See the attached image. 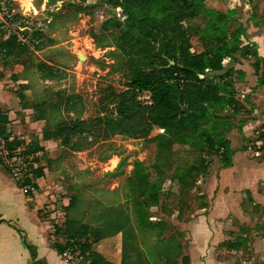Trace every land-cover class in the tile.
I'll return each mask as SVG.
<instances>
[{"label": "rangeland", "instance_id": "374dc122", "mask_svg": "<svg viewBox=\"0 0 264 264\" xmlns=\"http://www.w3.org/2000/svg\"><path fill=\"white\" fill-rule=\"evenodd\" d=\"M19 1L18 12L31 24L39 44L25 54L0 53V112L10 118V134L42 148L29 156L22 154L26 146L18 150L13 162L19 179L37 157L35 165L45 168L44 177L39 178L42 187L73 204L60 215L61 223L68 217L88 227L89 240H94L95 233L101 236L92 245L93 252L99 243L108 241L120 264H177L178 244L183 239L180 223L206 212L211 182H218L220 174L222 178L230 175L209 150L208 138L216 133L228 138L240 152V165L264 161V141L257 140L264 134V123L246 140H241L239 132L247 120L264 121L262 102L255 103L252 97L259 85L252 89L254 82L244 81L235 71L225 76L232 65L225 58L221 72L198 75L216 84L223 98L214 106L198 105L201 112L207 108L196 122L198 128L178 136L156 127L141 138L116 131L96 140L90 135L93 141L81 139L78 151L70 150L64 129L79 120L97 134V120L114 116V95L124 91L132 78L119 40L126 15L115 0ZM205 6L223 13L229 10L226 0H206ZM226 18V35L210 33L217 20L208 10L186 19L182 24L191 45L189 54H210L228 40L238 25L234 14ZM8 37L0 30V42ZM245 48L254 53L252 46ZM17 95L23 97L21 103ZM231 99L229 106L226 100ZM36 121H41L39 132L33 126ZM249 152L256 154L249 156ZM2 167L13 179L5 161ZM262 192L264 184L259 186ZM116 219L124 224L121 231L111 225ZM87 259L76 264H87Z\"/></svg>", "mask_w": 264, "mask_h": 264}, {"label": "trees", "instance_id": "16d2710c", "mask_svg": "<svg viewBox=\"0 0 264 264\" xmlns=\"http://www.w3.org/2000/svg\"><path fill=\"white\" fill-rule=\"evenodd\" d=\"M115 1L126 15L125 22L120 25L119 40L123 45L121 49L126 55V64L132 70V78L126 84L124 91L114 95V116L111 113L110 116L97 120L95 124L99 129L97 134H94L92 129H88L86 122L79 120L71 122L70 126L64 129L65 144L73 151H78L81 139L87 140V137H90L93 141L90 135L96 140L116 131L130 138H141L146 136L152 127H156L171 136H178L198 128L196 122L207 113V108L201 112L197 108L198 105L214 106L217 102L223 101V98L217 94L220 88L212 82L206 83L199 79L198 75L206 71L221 72L222 61L225 58L232 59L236 54L242 56L247 54L246 46H242L240 42V37L244 33L242 27L228 34V40H223L222 44L214 48L210 54H189L191 45L182 23L198 12L208 10L217 20L211 27L210 33L216 35L221 32L226 35L224 29L226 16L233 15V10H226L223 13L221 10L206 8V0ZM28 51V48L17 43L13 36L0 42V53L5 55L25 54ZM171 61L173 64H170ZM232 71L234 70L230 68L225 76H229ZM172 80L175 82H171ZM263 84V79L258 81L259 86ZM141 92L150 93V106H141L139 103L137 97ZM17 98L21 103L23 97L17 95ZM226 103L231 106L233 100H226ZM9 123L7 114L0 112V139L4 141L3 149L10 153L7 158L13 157L22 146H26L22 153L24 156L42 150L37 143L25 144L23 139L10 134L7 129ZM257 140H264V134L257 136ZM208 141L209 150L218 156L221 166L231 167L234 151L230 149L228 139L223 134L216 133L212 138H208ZM38 161L37 157L30 161L26 167L28 171L22 178L15 180L28 197H33L38 189L32 179L43 178L45 175L44 166L35 165ZM0 165L4 166L2 157H0ZM72 206L69 200L65 211ZM128 222L127 216L126 223ZM111 225L115 231L124 228V224L117 219ZM53 229L55 237L53 247L58 253L68 246H76L82 258L88 257L87 264H112L99 253L93 252L92 245L101 236L95 233L94 240H89L86 225L67 217L61 224H53ZM58 238L63 241L59 242ZM233 245L235 244H226L227 247ZM30 254L33 257L34 253L31 249Z\"/></svg>", "mask_w": 264, "mask_h": 264}, {"label": "crops", "instance_id": "0c3cea01", "mask_svg": "<svg viewBox=\"0 0 264 264\" xmlns=\"http://www.w3.org/2000/svg\"><path fill=\"white\" fill-rule=\"evenodd\" d=\"M226 2L234 12L235 24L244 29L241 45L254 50L253 54H236L227 59L240 78L254 82L253 89L264 73V0L248 4L244 0ZM247 88L251 92L249 87L245 91ZM252 97L255 103L262 102L264 108V84L253 90ZM40 122H33L36 132L41 129ZM263 123L254 118L245 121L239 130L241 140L253 136V131ZM231 145L230 149L235 151ZM250 153L249 156L256 154ZM239 154L233 153L232 166L225 169L230 175L222 178L220 174L218 182H211L208 210L180 223L178 231L183 239L178 244L177 264H264V192L259 193V186L264 184V161L252 164L246 160L240 165ZM35 183L38 193L26 196L0 165V264H76L61 259L53 247V224L61 223L60 215L65 214L67 203L51 193V188L42 187L39 179ZM44 207L47 210L42 216ZM108 243H99L96 252L108 262L120 264V259L113 258V248ZM231 243L235 245L226 246Z\"/></svg>", "mask_w": 264, "mask_h": 264}, {"label": "built area", "instance_id": "2783aa9c", "mask_svg": "<svg viewBox=\"0 0 264 264\" xmlns=\"http://www.w3.org/2000/svg\"><path fill=\"white\" fill-rule=\"evenodd\" d=\"M19 3V0H0V30H3L8 36H13L20 45L26 46L29 50H34L39 44V39L33 36L34 30L25 16L18 12L17 6ZM137 99L141 106L151 105L149 92H141ZM87 140L91 141V138L87 137ZM3 143L4 141L0 139V157L10 168L13 180H19L20 171L19 168L14 166L13 162L18 150L13 157L7 158L10 153L3 149ZM59 257L70 263H77L82 259L76 246H68L59 253Z\"/></svg>", "mask_w": 264, "mask_h": 264}]
</instances>
